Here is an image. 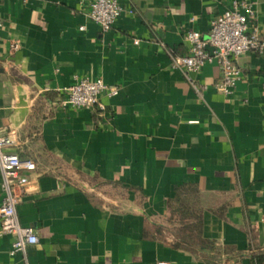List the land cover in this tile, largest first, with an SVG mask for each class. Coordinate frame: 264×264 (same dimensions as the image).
I'll return each instance as SVG.
<instances>
[{"label":"crops","instance_id":"0c3cea01","mask_svg":"<svg viewBox=\"0 0 264 264\" xmlns=\"http://www.w3.org/2000/svg\"><path fill=\"white\" fill-rule=\"evenodd\" d=\"M82 1L0 0V134L37 163L18 216L39 238L25 255L1 238L0 264H264V54L239 59L231 95L216 63L189 73L201 96L170 56L232 0H119L134 14L107 33ZM76 77L118 89L104 116L60 104ZM183 210L222 251L175 247Z\"/></svg>","mask_w":264,"mask_h":264},{"label":"built area","instance_id":"2783aa9c","mask_svg":"<svg viewBox=\"0 0 264 264\" xmlns=\"http://www.w3.org/2000/svg\"><path fill=\"white\" fill-rule=\"evenodd\" d=\"M88 4L87 16L97 23L103 33L109 32L124 14H134L119 0H83ZM256 13L250 0H232L231 6L211 22L208 36L190 30L185 40L190 44V55L176 57L170 53L172 67L182 71L194 91L201 96L205 87L189 77L198 72L206 63H216L222 74L219 90L231 95L242 73L239 59L248 52L264 54V39L257 32H249ZM194 19H191L193 22ZM2 25L0 17V27ZM82 29H84L82 27ZM138 44L139 41H134ZM21 48L18 42L10 45L12 52ZM73 85L63 90L64 99L60 104L74 109L91 108L104 116L107 106L102 96L114 97L118 89L107 85L102 79L78 78ZM19 141L9 135L0 134V171L3 178L4 197L0 204V239L13 236L11 255H25L30 245L39 242L32 227L20 224L18 206L22 203L29 184V175L37 170V163L31 158H22L18 153ZM158 264H167L160 262Z\"/></svg>","mask_w":264,"mask_h":264},{"label":"trees","instance_id":"16d2710c","mask_svg":"<svg viewBox=\"0 0 264 264\" xmlns=\"http://www.w3.org/2000/svg\"><path fill=\"white\" fill-rule=\"evenodd\" d=\"M182 205L184 207L187 204L185 201H181ZM197 217V215L190 214L184 210L181 213H175L171 216V224L179 227L176 231L178 241L175 243V247L188 251H196L197 249L201 251H222L214 242L201 239L200 222Z\"/></svg>","mask_w":264,"mask_h":264}]
</instances>
